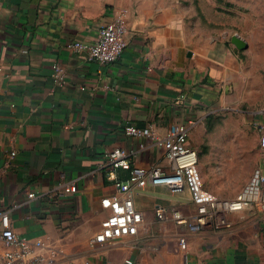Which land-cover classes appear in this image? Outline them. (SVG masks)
Wrapping results in <instances>:
<instances>
[{
  "label": "crops",
  "instance_id": "0c3cea01",
  "mask_svg": "<svg viewBox=\"0 0 264 264\" xmlns=\"http://www.w3.org/2000/svg\"><path fill=\"white\" fill-rule=\"evenodd\" d=\"M118 11L126 18L127 45L114 63L99 65L67 48L74 40L91 42ZM231 52L227 37L201 30L173 6L0 0V211L14 231L39 242L36 253L57 252L53 264H178L180 251L170 241L180 228H161L154 209L190 207L187 190L173 194L148 185L122 194L143 221L110 244L89 246L108 212L101 199L120 194L103 168L117 147L133 149L136 166L166 165L162 150L136 151L138 141L124 133L127 124L151 127L159 137L181 124L184 144L194 149L200 136H252L259 145L264 81L246 70L236 79ZM219 153L209 178L201 175L204 162L198 164L203 186L217 196H235L263 170L260 146L244 176L238 150ZM115 175L128 178L123 169ZM58 189L65 192L61 199L53 197ZM32 191L35 197L28 198ZM230 220L225 229L187 235L193 264H264V214L252 209ZM3 253L0 245V264Z\"/></svg>",
  "mask_w": 264,
  "mask_h": 264
},
{
  "label": "built area",
  "instance_id": "2783aa9c",
  "mask_svg": "<svg viewBox=\"0 0 264 264\" xmlns=\"http://www.w3.org/2000/svg\"><path fill=\"white\" fill-rule=\"evenodd\" d=\"M126 34V18L122 11H118L100 26L91 42L74 40L67 44V48L77 53H85L89 61L108 65L122 55L127 45ZM53 68L54 75L59 77L61 69L57 65ZM259 129H263L259 136V146L264 149V118ZM185 131L183 125L172 124L168 135L159 137L153 135L151 127H138L134 124L124 126V133L138 141L136 151L151 148L162 150L166 165L136 166L132 162L134 150L131 148L117 147L109 152L103 168L104 175L120 194L101 199L102 208L108 212L101 221L100 229L89 239L90 247L110 244L120 232L135 222L143 221V214L134 208L132 198L122 194L140 191L148 185L165 186L173 194L188 191L190 207L181 209L157 205L154 209L158 222L171 221L180 228L175 237L180 251L178 264H193L187 255L188 234L225 229L230 226V217L233 214L244 216L252 209L260 210L264 214V158L263 170L256 169L240 192L229 198L217 196L203 186L198 170V155L183 142ZM13 155L14 152H11L10 156ZM117 169L128 171L125 181L115 175ZM69 190L75 192V184H69ZM27 196L34 198L35 193L32 191ZM64 196L62 189H58L53 195L55 199ZM0 245L4 247L1 264H53L55 256L58 255L54 251L50 256L36 253L34 247L41 244L17 234L6 211H0Z\"/></svg>",
  "mask_w": 264,
  "mask_h": 264
},
{
  "label": "rangeland",
  "instance_id": "374dc122",
  "mask_svg": "<svg viewBox=\"0 0 264 264\" xmlns=\"http://www.w3.org/2000/svg\"><path fill=\"white\" fill-rule=\"evenodd\" d=\"M135 3H152L154 6H173L180 9L186 19L197 22L205 32L216 33L227 37L231 46V65L237 72L236 79L245 78L249 72L250 78L264 81V0H122ZM236 41L246 44L244 48L236 46ZM257 75V76H256ZM197 147L191 148L198 155V164L204 162L203 173L209 178L208 171L216 167L219 151L223 149L238 150L241 157L239 172L244 176L254 167L259 157V145L252 136H200ZM208 161L210 162L208 164ZM247 164H244L243 162ZM200 169V165H199ZM216 191V190H215ZM228 192L230 190H219ZM166 208H176L164 206ZM187 207V206H185ZM158 223V222H157ZM171 221L159 222L164 230L172 231ZM170 229V230H168ZM176 245V240H171Z\"/></svg>",
  "mask_w": 264,
  "mask_h": 264
},
{
  "label": "water",
  "instance_id": "95a60500",
  "mask_svg": "<svg viewBox=\"0 0 264 264\" xmlns=\"http://www.w3.org/2000/svg\"><path fill=\"white\" fill-rule=\"evenodd\" d=\"M235 44L239 48H244L246 46V44L242 41H236Z\"/></svg>",
  "mask_w": 264,
  "mask_h": 264
},
{
  "label": "trees",
  "instance_id": "16d2710c",
  "mask_svg": "<svg viewBox=\"0 0 264 264\" xmlns=\"http://www.w3.org/2000/svg\"><path fill=\"white\" fill-rule=\"evenodd\" d=\"M117 170H119V169H117ZM117 170H116V171H117ZM127 172H128V171H127ZM128 175H129V173H128Z\"/></svg>",
  "mask_w": 264,
  "mask_h": 264
}]
</instances>
